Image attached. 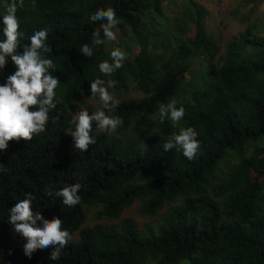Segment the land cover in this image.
I'll list each match as a JSON object with an SVG mask.
<instances>
[{
	"label": "trees",
	"instance_id": "obj_1",
	"mask_svg": "<svg viewBox=\"0 0 264 264\" xmlns=\"http://www.w3.org/2000/svg\"><path fill=\"white\" fill-rule=\"evenodd\" d=\"M164 1L24 0L18 7L21 45L47 29L52 51L44 55L54 61L50 71L60 83L46 130L0 150V165L6 169L0 171V264H264V184L258 178L246 183L252 171L264 174V35L249 23L226 42L215 62L216 41L200 16L206 10L193 0L183 2L180 19L194 22L193 37L175 28L172 32L171 24L160 36L167 23ZM4 2L0 0V42L5 39ZM108 8L120 20L116 29H129L139 45L137 54L110 77L98 68L102 61L111 62L105 40L91 57L80 54L95 31L104 39L101 21L91 16ZM198 57L209 64L202 67L200 81L187 82L184 74ZM14 71L9 59L0 69V84ZM96 78L117 81V90L126 89L130 79L144 96L119 100L109 114L122 124L113 134L95 132L94 124L96 143L80 151L70 135L72 110L83 95H91ZM172 98L186 110L180 127L198 132L200 148L191 161L182 151L163 149L170 134L179 131L159 119V104ZM100 107L86 110L91 114ZM221 164L226 171L218 176ZM77 183L80 203L66 207L54 193ZM47 190L53 195H45ZM28 192L36 197L33 212L59 218L63 229L76 233L58 261L49 259L50 248L27 257L26 240L8 223L9 209ZM136 200L142 213L150 215L171 204L157 232L141 233L132 219L117 227L82 226L91 208H98L96 218L116 220Z\"/></svg>",
	"mask_w": 264,
	"mask_h": 264
},
{
	"label": "clouds",
	"instance_id": "obj_2",
	"mask_svg": "<svg viewBox=\"0 0 264 264\" xmlns=\"http://www.w3.org/2000/svg\"><path fill=\"white\" fill-rule=\"evenodd\" d=\"M24 6V0H5L2 17L3 35L5 39L0 42V69H4L9 59L15 71L8 75L6 82L0 84V150H7L10 141H30L34 135H39L46 130L49 122V112L57 108L56 89L60 83L57 76L50 70H55L52 59L46 58L45 53L52 49L46 44L48 30L42 29L34 32L29 38V43L21 45L20 23L16 15L18 7ZM92 21H101L99 28L108 41L116 40V29L120 20L112 8L97 9L91 16ZM99 30L93 33L91 43H84L80 54L91 57L93 48L104 43L100 38ZM21 49V50H18ZM111 62L108 60L99 63L98 68L102 75L110 77L123 67L126 53L120 48L110 52ZM117 81L96 78L91 82V97H98L101 107L91 114L86 109L76 111L71 119L74 131L70 133L74 140V148L87 151L90 145L96 143L93 125L98 132H115L122 124L118 116L110 115L116 111L120 101L116 99L109 89L115 87ZM81 94L83 90L81 89ZM36 110H30L31 108ZM185 108L177 107V100L170 99L158 107L159 119L163 123L169 121L173 127H178V132H172L163 144L165 152L176 149L182 151L183 156L193 160L200 148L197 139L198 132L193 127H180V122L185 116ZM58 118V117H57ZM6 169L0 165V171ZM80 184H73L55 191L54 195L60 198L66 207H74L80 203ZM45 195L52 196L53 192L47 190ZM36 197L25 193V198L19 200L9 209L8 223L14 232L20 234L26 243L23 244L24 254L31 258L37 249H52L50 260L58 261L62 250L72 240V235L67 229L62 228L63 221L54 217L45 219L40 212H33L32 201Z\"/></svg>",
	"mask_w": 264,
	"mask_h": 264
},
{
	"label": "rangeland",
	"instance_id": "obj_3",
	"mask_svg": "<svg viewBox=\"0 0 264 264\" xmlns=\"http://www.w3.org/2000/svg\"><path fill=\"white\" fill-rule=\"evenodd\" d=\"M199 6L206 10V14L201 13L200 16L204 17L207 29L213 34L216 41L217 55L214 61H218L219 56L224 52L226 42L234 35H238L244 30V28L249 23H256L257 31L264 35V0H193ZM183 2H188V0H166L163 3V8L167 13V19L162 26V32L160 36L164 35L165 29L168 24H171L178 32H181L182 36L193 37L195 33V24L191 20H187L185 17L184 24L180 19L181 6ZM143 22V21H142ZM184 27V30H181ZM139 32L143 36V26L139 27ZM116 32V40L108 41L105 40L106 48L112 51L116 48H120L126 53V58H131L137 54L139 50V45L135 42V38L129 29L124 32L119 29L114 30ZM159 37V36H158ZM209 61L204 60V58H197L194 65H191L188 73L184 75L187 77V82L190 81H200L201 78L198 76L201 74V69L205 65H208ZM192 71V72H191ZM109 92L118 100L135 98L139 99L144 96V94L136 88L135 83L130 79L127 82L126 89L117 90L110 88ZM82 102L76 104L72 110V114L80 109H87L95 107L101 104L98 97H91V95H83ZM95 132H98L95 129ZM115 132H111L113 134ZM261 145H264V139L261 140ZM253 148H248L247 154L252 152ZM259 155V154H258ZM230 162H234V158L230 157ZM222 170L217 174L222 176V173L226 171V168L221 164ZM247 184L252 183L256 178L264 184V174L257 176L254 171L248 174ZM178 203V202H176ZM171 204H167L163 209L155 214H144L141 211V201L136 200L130 206L126 207L121 213L120 217L116 220H106L104 218H96L95 213L98 208H91L87 211L86 221L82 225L90 226L95 223H101L110 226H119L120 223L125 219H132L135 221L137 229L143 232H157L159 230V225L162 221L164 212L170 207ZM72 239L76 238V233L72 236Z\"/></svg>",
	"mask_w": 264,
	"mask_h": 264
}]
</instances>
